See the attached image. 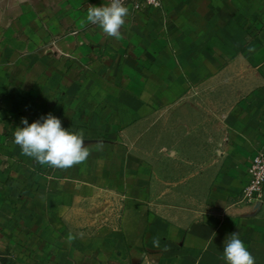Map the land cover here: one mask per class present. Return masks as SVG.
Here are the masks:
<instances>
[{
    "label": "crops",
    "instance_id": "obj_1",
    "mask_svg": "<svg viewBox=\"0 0 264 264\" xmlns=\"http://www.w3.org/2000/svg\"><path fill=\"white\" fill-rule=\"evenodd\" d=\"M160 1L125 4L115 39L86 20L109 0H0V264H226L234 232L264 264V199L238 202L264 151V0ZM48 113L85 163L22 155L15 128ZM155 120L156 168L136 146Z\"/></svg>",
    "mask_w": 264,
    "mask_h": 264
},
{
    "label": "clouds",
    "instance_id": "obj_2",
    "mask_svg": "<svg viewBox=\"0 0 264 264\" xmlns=\"http://www.w3.org/2000/svg\"><path fill=\"white\" fill-rule=\"evenodd\" d=\"M86 11L87 22L99 27L107 37H121V29L129 15L124 0H109L102 6L90 4ZM21 123L23 127L15 128L14 143L21 148L22 155L32 158L40 165L67 170L85 163L91 155L89 145L85 144L84 130L70 131L63 128L61 120L51 113L31 124L27 118H22ZM95 149L101 150L102 144L97 142ZM220 258L226 264H255L254 256L237 232L225 239Z\"/></svg>",
    "mask_w": 264,
    "mask_h": 264
},
{
    "label": "built area",
    "instance_id": "obj_3",
    "mask_svg": "<svg viewBox=\"0 0 264 264\" xmlns=\"http://www.w3.org/2000/svg\"><path fill=\"white\" fill-rule=\"evenodd\" d=\"M135 9L142 7L159 8L160 0H124ZM264 199V151H259L248 169V179L240 193V204H253Z\"/></svg>",
    "mask_w": 264,
    "mask_h": 264
},
{
    "label": "rangeland",
    "instance_id": "obj_4",
    "mask_svg": "<svg viewBox=\"0 0 264 264\" xmlns=\"http://www.w3.org/2000/svg\"><path fill=\"white\" fill-rule=\"evenodd\" d=\"M140 134H141V137L139 139V141L136 143V146L141 149L142 151L145 152L146 156L148 157V159L150 160V162H152L156 168V120L153 122H150L148 125L144 126L141 128V131H140ZM166 145H168L166 143ZM168 151L167 152H163L162 154H165L167 155ZM174 161H178V162H183L184 159H171ZM165 161H166V164L168 165V162H169V158H165ZM211 163H213V161H211ZM165 180L166 182H170V179L171 178V182H175L178 180V177H176L175 175H170V174H167L165 176ZM175 188V186H173ZM169 190H170V187L166 186V189L163 190L162 192H166L167 195L169 194ZM175 190H172L171 193H174ZM176 191L178 193H185L184 190H179V189H176ZM154 196L156 198V189L154 190ZM168 201V200H167Z\"/></svg>",
    "mask_w": 264,
    "mask_h": 264
}]
</instances>
